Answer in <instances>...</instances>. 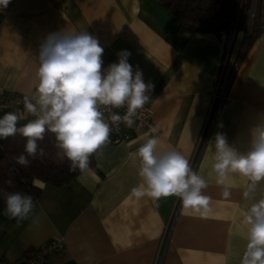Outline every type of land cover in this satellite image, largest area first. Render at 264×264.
<instances>
[{"label": "crops", "instance_id": "0c3cea01", "mask_svg": "<svg viewBox=\"0 0 264 264\" xmlns=\"http://www.w3.org/2000/svg\"><path fill=\"white\" fill-rule=\"evenodd\" d=\"M259 4L264 8V0ZM84 32L104 48L102 69L127 51L133 70L153 85L144 107L159 130L157 154L175 150L189 160L207 182L202 194L209 212L186 209L176 196L131 195L142 178L139 157L130 154L153 137L133 129L129 142L109 139L92 154L88 170L68 182L35 179L40 193L27 219H10L0 208V258L23 264L57 236L64 248L45 264H241L251 227L245 215L264 199V179L248 197L252 182L238 172L229 171L219 184L214 141L222 134L238 154H247L264 128V31L244 45V29L185 30L156 0H10L0 9V91L32 96L47 37ZM233 68L220 103L215 87ZM18 117L35 118L26 109ZM48 157L64 159L60 149Z\"/></svg>", "mask_w": 264, "mask_h": 264}, {"label": "clouds", "instance_id": "9594fccd", "mask_svg": "<svg viewBox=\"0 0 264 264\" xmlns=\"http://www.w3.org/2000/svg\"><path fill=\"white\" fill-rule=\"evenodd\" d=\"M10 0H0V9ZM98 39L84 33H52L41 45L39 53L38 86L35 93L24 97V108L35 118L22 127L20 119L9 112L0 118V138L6 139L19 132L26 139L25 153L16 163L27 167L32 159L44 155L38 141L45 132L55 134L56 147L70 162L69 170L89 168L90 156L109 142L111 128L105 120V111L112 124L124 123L131 128L150 100L153 85L145 83L142 71L128 62L130 53H118V63L102 69V54ZM125 107L123 116L113 109ZM151 132H157L156 127ZM158 137L147 139L137 150L139 176L142 183L133 187L131 195L140 199L148 196L154 200L176 196L183 207L201 216L209 212V198L202 194L207 188L204 178L190 167L189 160L179 151L170 150L157 154ZM214 169L218 183L223 184L229 171L238 172L252 182L245 197L254 190L257 182L264 179V128L260 129L247 154H238L222 134H216ZM11 184L12 181H7ZM227 197L229 192L224 191ZM5 215L18 222L28 218L34 209L33 197L20 192L4 193ZM249 229L248 243L241 264H264V199L253 204L245 215Z\"/></svg>", "mask_w": 264, "mask_h": 264}, {"label": "trees", "instance_id": "16d2710c", "mask_svg": "<svg viewBox=\"0 0 264 264\" xmlns=\"http://www.w3.org/2000/svg\"><path fill=\"white\" fill-rule=\"evenodd\" d=\"M173 17L181 27L189 31H213L229 33L231 30L244 29L248 32L246 44L264 31V8L258 4L251 8L252 0H156ZM252 10V13H251ZM18 122L22 127L29 121ZM26 139L19 132L6 139H0V208L6 207L4 193L20 192L29 194L35 199L40 188L35 179L61 185L68 182L80 172L70 171V162L64 157L55 162L48 153L58 149L55 134L46 131L43 140L38 141L44 150L43 156L35 159L29 157V166L23 167L16 163V158L25 153ZM92 155L90 156V160ZM12 183L8 184L7 181Z\"/></svg>", "mask_w": 264, "mask_h": 264}, {"label": "built area", "instance_id": "2783aa9c", "mask_svg": "<svg viewBox=\"0 0 264 264\" xmlns=\"http://www.w3.org/2000/svg\"><path fill=\"white\" fill-rule=\"evenodd\" d=\"M223 69H224V63H223ZM234 69L235 68L231 70L229 76L225 78V81L224 80L222 81L221 78H219V81L217 82L213 95L219 99L220 103L223 101L225 97L227 88L233 77ZM25 96L26 94L15 93V92H10L5 94L2 91H0V118H2L4 114L9 112H13L17 115H20L22 110L25 109L23 102ZM27 96L31 97V95H27ZM102 110L105 111V118L111 128L109 139L114 143L129 142L132 138L131 131L133 129H142L152 136L159 134L158 128L153 123L152 110L149 109L148 107H144L142 110L138 111V117L135 120V124L131 128L127 127L124 123L112 124L110 119H108L109 113L107 112V110L105 109ZM112 111L114 113L123 116L126 112V108L122 107L119 109H113ZM152 127H156L157 132L155 133L151 132ZM63 248H64V243L61 237H57V236L51 237L43 245L38 247L23 264H45L50 255L63 250ZM0 264H7V262L3 258H0Z\"/></svg>", "mask_w": 264, "mask_h": 264}, {"label": "rangeland", "instance_id": "374dc122", "mask_svg": "<svg viewBox=\"0 0 264 264\" xmlns=\"http://www.w3.org/2000/svg\"><path fill=\"white\" fill-rule=\"evenodd\" d=\"M252 6H251V8H255L258 4H259V0H252ZM245 34H247L248 35V32L245 30ZM245 42H246V39H245ZM244 42V45H246V43ZM244 47V46H243ZM242 47V48H243Z\"/></svg>", "mask_w": 264, "mask_h": 264}]
</instances>
